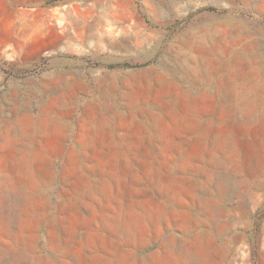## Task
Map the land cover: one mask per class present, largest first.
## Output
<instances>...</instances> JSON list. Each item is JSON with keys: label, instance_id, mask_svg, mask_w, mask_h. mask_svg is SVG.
I'll return each mask as SVG.
<instances>
[{"label": "rangeland", "instance_id": "1", "mask_svg": "<svg viewBox=\"0 0 264 264\" xmlns=\"http://www.w3.org/2000/svg\"><path fill=\"white\" fill-rule=\"evenodd\" d=\"M0 264H264V0H0Z\"/></svg>", "mask_w": 264, "mask_h": 264}, {"label": "bare ground", "instance_id": "2", "mask_svg": "<svg viewBox=\"0 0 264 264\" xmlns=\"http://www.w3.org/2000/svg\"><path fill=\"white\" fill-rule=\"evenodd\" d=\"M210 52H212L211 49H206V48H205V54L210 53ZM215 54H217V53L215 52ZM207 55H208V54H207ZM212 55H214V54H212ZM212 55H211V56H212ZM209 57H210V56H209ZM209 60H210V58H209ZM185 61H186V60H185ZM205 62H206V61L203 59V62H202V63L205 64ZM210 64H211V61H210ZM211 66H212V65H211ZM199 67H200V66H199Z\"/></svg>", "mask_w": 264, "mask_h": 264}]
</instances>
